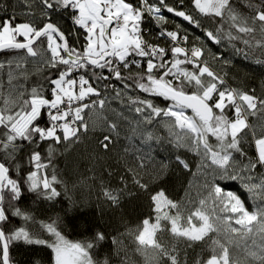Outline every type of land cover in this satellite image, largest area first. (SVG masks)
<instances>
[{
	"label": "snow or ice",
	"instance_id": "6c2138e0",
	"mask_svg": "<svg viewBox=\"0 0 264 264\" xmlns=\"http://www.w3.org/2000/svg\"><path fill=\"white\" fill-rule=\"evenodd\" d=\"M191 2L192 11L184 10V0H179L178 4H169L167 0H137L135 4L130 0H38L42 26L32 21L14 23L15 16L0 20V52L16 53L15 58L0 61V70L6 64L8 66L7 83L10 86L5 95L3 81H0V264H13L10 245L17 241L47 245L53 253V264H109L107 259L103 262L94 260L90 254L95 242L105 239L103 233H97L94 240L70 242L53 222L43 225L55 237L49 242L25 227H9L15 217H22L25 221L34 219L17 206L25 185L28 192L47 199L59 195L53 186L59 182L55 172L51 178L47 173L52 166L56 146L78 141L81 132L87 133L89 128L85 111H103L107 102L100 98L102 94L94 86L93 78L97 83L115 78L121 81L124 89L130 87L127 80L131 79L141 92L171 101L167 107L161 108L150 99L130 98L135 112L144 117L145 124H152L156 118H167L161 122L169 127L175 145L195 148L198 153L203 151V156L215 166L213 182L205 183L208 195L187 217V225L181 224L183 216L178 203L168 199L162 190L151 196L157 213L156 222L143 220V227L138 228L135 234L136 251L146 255L148 250H152L154 255L150 259L146 255L148 264H180L178 256L173 254L177 251L176 245L169 250L157 237L158 232L170 231L177 240L185 238L197 242L206 237L211 239L212 254L207 260H197L196 264H264V173L259 174L258 183L251 174L246 177L248 182L243 183L245 172L264 168V125L257 133L256 126L248 122L249 116L255 117L258 113L264 116V99L227 86L224 76L218 75L203 60L202 46H181L182 42L186 45L189 39L188 30L182 29V24H177L176 30L163 27L167 23L163 14L166 11L192 28L201 29L203 36L214 44L227 39L236 54L248 59L249 52L245 49L256 47L264 51V0L259 4L249 0L247 7L250 12L247 15L239 12L231 0ZM25 3L29 8L26 14L34 15L31 8L35 0H25ZM193 12L214 20L219 18V26L215 30L204 28ZM60 13L71 16L74 26L71 33L66 34L51 22L52 15ZM145 14L157 22L159 35L171 41L170 60L167 59L168 48L150 44L144 39L141 25ZM70 36H75L77 43L82 36L83 45L79 48L71 45ZM252 40H255V45ZM234 41H242L245 49L236 47L232 43ZM29 57L41 58L37 62L38 71L54 70V75L44 78V84L31 89L14 83L20 77L12 67L15 64L16 69L20 68L21 61L26 62ZM213 59L219 61L222 56L214 54ZM223 63L229 64L230 61L223 60ZM185 64L192 65L194 71L182 67ZM133 65L140 71L125 77L122 69L131 73ZM105 70L107 75H104ZM22 75L27 80V74ZM45 85L50 90V97L45 94ZM108 87L110 85L105 84V89ZM189 87L194 91H187ZM114 91V98L121 97L122 91ZM185 109H191L192 115H187ZM100 119L109 134L104 135L99 143L108 150L112 143L111 133L119 135L118 125L107 118ZM131 131L133 135L139 132L144 136L139 121ZM249 134L255 144L256 155L248 157L247 163L237 162L236 153L241 157L247 156L242 143L246 142ZM210 137L215 138V145L209 142ZM151 139L153 136L149 134L145 142ZM45 143L48 145L46 158L38 150ZM26 145L34 147L28 156L31 167L24 175L25 169L17 162V154ZM180 163L188 167L183 160ZM139 167H144L143 162ZM217 180H240L250 198L259 203L249 211L237 194L225 191L214 182ZM135 182L141 188H147L139 179ZM104 195L113 203L117 202L118 198L111 191L105 190ZM162 207L176 210L175 215L164 212L161 216ZM193 217L200 221L198 227L192 223ZM161 219L170 221L171 228L165 229ZM209 233H222L227 243L209 237ZM229 244L237 250L236 255H233Z\"/></svg>",
	"mask_w": 264,
	"mask_h": 264
},
{
	"label": "trees",
	"instance_id": "16d2710c",
	"mask_svg": "<svg viewBox=\"0 0 264 264\" xmlns=\"http://www.w3.org/2000/svg\"><path fill=\"white\" fill-rule=\"evenodd\" d=\"M130 2L135 4L137 0H130ZM167 2L178 4L179 0H167ZM231 2L242 14H249L250 9L247 7L249 0H231ZM252 3L259 4L260 0H252ZM0 6H2L0 7V20L15 16L14 23L32 21L34 24L42 26L38 0H35L31 8L34 15L26 14L29 12V8L25 0H0ZM184 10L192 11L191 0H184ZM163 14L167 17V23L163 27L167 30H176V25L182 24V29L188 30L189 39L186 45L182 42L181 46L188 48H191L193 44L202 46L204 48L203 60L207 61L209 67L218 75L224 76L228 86L247 91L264 99V62H256L257 60L264 61V51L256 47L251 50L245 49L242 41L232 42L236 47L249 52V58L245 59L242 54L238 55L233 51L232 44L227 39H224L220 44H214L203 36L201 29L192 28L181 18L174 17L166 11ZM193 14L197 15L204 28L215 30L219 26V18L214 20L212 17L200 16L195 12ZM51 22L57 24L66 34L71 33L74 27L71 16L65 13L53 14ZM141 27L144 39L150 44L169 49L167 59L170 60L171 42L159 35L157 22L145 16ZM183 34L182 30L181 35ZM197 36L201 39L197 40ZM18 39L23 40L22 37ZM257 39H259L258 33ZM69 43L79 48L84 40L81 36L77 43L76 37L70 36ZM252 44L255 45V40H252ZM20 54L23 55V50ZM214 54H220L222 59L219 61L213 59ZM15 56L14 52H0V61L15 58ZM40 59V57H29L26 62L21 61V67L18 69L13 64L15 74L20 77L14 83L31 89L44 84L45 77L50 74L54 75V70L51 69L38 71L37 62ZM223 60H228L230 63L224 64ZM144 67H146V63ZM182 67L188 71H194L192 65L185 64ZM139 71L140 69L135 65L131 67V73L122 69L125 77L136 75ZM7 72L6 64L4 69L0 70V81H3L5 95L10 87L7 83ZM25 73L28 77L27 80L22 75ZM225 73H227L226 76ZM79 74L77 73V75ZM104 75H107L106 70ZM127 83L130 87L124 89L121 81L115 78L99 83L93 78L94 86H97L102 94L100 98L106 99L107 102L103 111L99 109L85 111V121L89 128L87 133L81 132L78 141L56 146L57 151L47 173L51 178L55 172L59 182L53 186L56 187L59 195L47 199L34 192H28L27 185H25L17 206L34 219L25 221L22 217H15L9 227H25L49 242L54 240V236L43 225L53 224V222L61 235L70 242L94 240L97 233H103L105 239L96 241V246L90 250L94 260L103 262L107 259L109 264H148L146 255L150 259L154 253L152 250H148L146 255L137 252L135 234H137L138 228L143 227L144 219H149L150 222L155 220L151 196L162 190L168 199L178 203L180 210L193 209L198 205L207 189L205 183L213 182V179L209 180L208 176L210 172L214 176V169L208 163V159L203 156V152L200 156L195 148L175 145L169 127L161 122L167 118H156L152 124H145L144 117L135 112V106L131 104L130 98L150 99L161 108L167 107L172 103L171 101L141 92L131 79H128ZM105 84H109L110 87L105 89ZM114 89L122 91L121 97L114 98ZM186 90L194 91L191 87ZM45 94L50 97V90L46 85ZM91 99H96V97ZM88 102L91 103V100ZM185 113L192 115L186 110ZM231 114L229 112V115ZM101 117L107 118L110 122H116L118 125L119 135L111 133L112 143L108 150H105L99 143L104 135L109 134L106 126H102ZM138 121L139 128L144 133L143 137L139 132L133 135L131 131L132 128L137 127ZM248 122L255 125L257 133H259L261 126L264 125V116H261L260 113L255 117L249 116ZM41 123L43 124L44 121L42 120ZM176 131L179 132L180 129L177 128ZM149 134L153 136V139L145 142V137ZM170 141L173 142L170 143ZM209 142L215 145V138L210 137ZM33 147L26 145L17 154V162L25 169L24 175L31 167L28 163V156ZM242 148L247 156L241 157L239 153H236L235 160L247 163L248 157L256 155L250 134L247 136L246 142L242 143ZM38 150L42 157H47L48 145L46 143L41 144ZM181 160L188 165L187 168L180 163ZM141 162L144 164L143 168L139 167ZM260 173H264V168L258 167L251 173L245 172L243 183L248 182L246 177L249 174L253 175L255 182L258 183ZM15 177L16 172L13 169V178ZM136 179L146 184L147 188H141L135 182ZM214 182L220 184L225 191L237 194L249 211L254 210L253 207L256 204H252L253 201L240 180H217ZM105 190L111 191L118 198L116 203L104 195ZM160 223L165 229L171 228V223L167 220H161ZM157 237L169 250L173 245H176L177 251L173 254L178 256L180 264H196L197 260H207L212 254L211 239L208 237L197 242H190L185 238L177 240L170 231L158 232ZM10 256L13 264H53V253L47 245L26 244L23 241L13 242L10 245Z\"/></svg>",
	"mask_w": 264,
	"mask_h": 264
},
{
	"label": "rangeland",
	"instance_id": "374dc122",
	"mask_svg": "<svg viewBox=\"0 0 264 264\" xmlns=\"http://www.w3.org/2000/svg\"><path fill=\"white\" fill-rule=\"evenodd\" d=\"M185 110H186V109H185ZM186 111H187V110H186ZM186 114H187V113H186ZM187 115H189V114H187ZM189 116H191V115H189ZM254 150H255V154H256L255 144H254ZM195 151H196V150H195ZM196 152H197V151H196ZM202 152H203V151H200L199 153H198V152H197V153H198V155H200ZM200 156H201V155H200ZM208 163L211 164V162H210L209 159H208ZM211 167H212L213 169L215 168V166H212V165H211ZM213 177H214V176L211 175V172H210V175L208 176L209 180H210V179H213ZM207 195H208V189L205 190V194H204V196H203L201 199H205V198L207 197ZM201 199H200V200H201ZM200 200H199V202H200ZM251 200L253 201V202H252L253 205H254V203H255L256 205L259 203V201L254 200V199H252V198H251ZM199 202H198V205H197L195 208H193V209L180 210L181 213H182V216H183V219L181 220V224H183V225H187V217L190 215V213L194 212L198 207H200ZM209 203H210V202H209ZM153 207H154V212H155V220H154L153 222H150V223H155V222H156V216H157V213H156V211H155V205H154V204H153ZM253 208H254V207H253ZM175 211H176V210H174V209L170 210V209H168L167 207H162V208H161L160 215L163 216V213H164V212H168L169 215H175ZM161 220H164V219H161ZM169 222H170V221H169ZM192 223L198 227L199 224H200V221H199L196 217H193V219H192ZM237 227H238V226H237ZM209 236H210L211 238H213V239H219L222 243H227V241L225 240L224 235H223L222 233H221V234H217V233H209ZM54 239H55V237H54ZM236 239H239V237H236ZM228 247L232 250L233 255H236V254H237V250L234 248L233 245L229 244Z\"/></svg>",
	"mask_w": 264,
	"mask_h": 264
},
{
	"label": "built area",
	"instance_id": "2783aa9c",
	"mask_svg": "<svg viewBox=\"0 0 264 264\" xmlns=\"http://www.w3.org/2000/svg\"><path fill=\"white\" fill-rule=\"evenodd\" d=\"M145 16H147V14H145ZM148 17V16H147ZM149 18V17H148ZM150 20H152V21H155V20H153V19H151V18H149ZM168 41H170L169 40V38H167V37H165ZM171 42V41H170ZM83 45V44H82ZM226 83V82H225ZM227 85V84H226ZM228 86V85H227Z\"/></svg>",
	"mask_w": 264,
	"mask_h": 264
},
{
	"label": "water",
	"instance_id": "95a60500",
	"mask_svg": "<svg viewBox=\"0 0 264 264\" xmlns=\"http://www.w3.org/2000/svg\"><path fill=\"white\" fill-rule=\"evenodd\" d=\"M187 111L191 112V109H186ZM192 113V112H191Z\"/></svg>",
	"mask_w": 264,
	"mask_h": 264
}]
</instances>
